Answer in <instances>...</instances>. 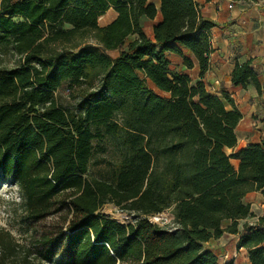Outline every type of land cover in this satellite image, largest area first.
Here are the masks:
<instances>
[{
	"label": "trees",
	"instance_id": "obj_1",
	"mask_svg": "<svg viewBox=\"0 0 264 264\" xmlns=\"http://www.w3.org/2000/svg\"><path fill=\"white\" fill-rule=\"evenodd\" d=\"M160 1L0 0V172L28 234L0 227V264H219L205 245L225 234L264 264V215L240 229L246 196H264V140L237 149L234 100L172 68L170 54L209 71L213 24L194 0ZM142 18L157 19L150 37ZM231 81L260 92L250 63ZM109 204L135 221L102 215Z\"/></svg>",
	"mask_w": 264,
	"mask_h": 264
},
{
	"label": "crops",
	"instance_id": "obj_2",
	"mask_svg": "<svg viewBox=\"0 0 264 264\" xmlns=\"http://www.w3.org/2000/svg\"><path fill=\"white\" fill-rule=\"evenodd\" d=\"M201 7L202 17L213 24L210 35L213 52L210 56V69L200 76V69L195 58L192 59L193 69H187L183 60L170 54L172 68L189 75L192 83L203 81L211 94L220 98L229 95L243 115L236 128L238 138L237 149L247 148L264 140V0H194ZM231 2H234L230 9ZM157 10L160 0H148ZM117 17L110 9L101 18L109 20L102 26L112 23ZM100 18V19H101ZM157 19H141L146 36L150 37ZM250 63V68L261 82L260 92L253 83L245 88L234 87L231 76L237 65ZM232 162H237L232 160ZM245 202L250 205L251 213L255 216L240 222V229L245 222L254 224L264 215V196L262 192H253L246 196ZM230 235V234H229ZM225 236V235H224ZM223 236V237H224ZM235 239V251L238 255L247 257L243 249L237 250L239 237Z\"/></svg>",
	"mask_w": 264,
	"mask_h": 264
},
{
	"label": "rangeland",
	"instance_id": "obj_3",
	"mask_svg": "<svg viewBox=\"0 0 264 264\" xmlns=\"http://www.w3.org/2000/svg\"><path fill=\"white\" fill-rule=\"evenodd\" d=\"M15 22H20L22 19L15 18ZM109 20L99 19V24L102 26L107 23ZM110 56L116 57L118 55L117 52H110ZM16 58L12 55L6 54L3 57V60L8 64V66H12L13 61ZM180 71V70H178ZM60 94L62 96L63 102H67L66 96L68 92L66 87H63L60 90ZM227 154L231 155L233 153L232 150H226ZM232 165L237 168L238 163L232 162ZM20 203V195H19V188L14 182L13 179L3 175L0 172V227L6 230L11 231L14 237L20 241V243L25 242L23 238H27L28 234L26 233L25 229H21L19 225L16 223L20 217H16L15 210L18 209L17 205ZM108 210L111 212L109 213ZM20 215V211L17 212ZM101 214L107 217L113 218V215L122 214L125 216L124 220L118 221L121 224H127L134 222L136 216L128 215L127 213L121 211L116 206L109 204L105 205L101 209ZM18 215V216H19ZM172 219V216L168 212H164L160 215L150 217V221L157 224H165L169 223ZM205 247L207 249H211L216 252L219 257V264H227L229 262H233L234 264H247L246 259L247 257L244 255H238L235 251V239L230 236L229 234H225L219 240H212L210 243L206 244Z\"/></svg>",
	"mask_w": 264,
	"mask_h": 264
},
{
	"label": "bare ground",
	"instance_id": "obj_4",
	"mask_svg": "<svg viewBox=\"0 0 264 264\" xmlns=\"http://www.w3.org/2000/svg\"><path fill=\"white\" fill-rule=\"evenodd\" d=\"M108 212L110 213L111 211L108 210ZM113 218L118 220V221H121V220H124L125 216L122 214H117V215L115 214V215H113Z\"/></svg>",
	"mask_w": 264,
	"mask_h": 264
},
{
	"label": "built area",
	"instance_id": "obj_5",
	"mask_svg": "<svg viewBox=\"0 0 264 264\" xmlns=\"http://www.w3.org/2000/svg\"><path fill=\"white\" fill-rule=\"evenodd\" d=\"M234 2H231L229 8L231 9L233 7Z\"/></svg>",
	"mask_w": 264,
	"mask_h": 264
},
{
	"label": "water",
	"instance_id": "obj_6",
	"mask_svg": "<svg viewBox=\"0 0 264 264\" xmlns=\"http://www.w3.org/2000/svg\"><path fill=\"white\" fill-rule=\"evenodd\" d=\"M115 220V219H114Z\"/></svg>",
	"mask_w": 264,
	"mask_h": 264
}]
</instances>
